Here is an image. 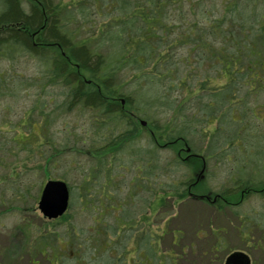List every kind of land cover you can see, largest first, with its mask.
Returning <instances> with one entry per match:
<instances>
[{
	"label": "trees",
	"instance_id": "16d2710c",
	"mask_svg": "<svg viewBox=\"0 0 264 264\" xmlns=\"http://www.w3.org/2000/svg\"><path fill=\"white\" fill-rule=\"evenodd\" d=\"M28 58L38 72L18 76L15 66ZM45 87L57 92L34 101L10 138L34 151L51 149L57 136L58 159L83 146L73 151L87 158L85 171L57 163L81 174L71 204L104 209L126 179L144 188L150 172L152 209L174 210L189 200L185 180L198 159L218 181L208 191L212 209L264 201V0H0V101ZM72 113L85 116L86 128L72 136L75 128L63 124L52 135ZM185 146L195 165L181 157ZM157 236L152 231V242Z\"/></svg>",
	"mask_w": 264,
	"mask_h": 264
},
{
	"label": "rangeland",
	"instance_id": "374dc122",
	"mask_svg": "<svg viewBox=\"0 0 264 264\" xmlns=\"http://www.w3.org/2000/svg\"><path fill=\"white\" fill-rule=\"evenodd\" d=\"M6 65L5 63L3 69ZM15 67L14 69L18 73V76L23 74L26 78H30L38 72L40 65L36 60L28 58L27 60H20L19 64ZM45 88L43 91L29 88L21 92L20 98L16 101L9 99L0 101V130L3 134L1 136L4 137L3 140H0V264H27L28 261L32 260L35 264H48L45 260V254V257H40L38 255L29 256L25 249L31 250L35 240H39L42 236L47 237L50 233L53 234L51 237L55 239V241H53L54 250H56L58 246H65L66 237L64 235H67L66 239L72 241L76 240L79 241V243L85 240L87 241L82 242L81 249H77L79 251L78 257L72 258V255L66 253L67 256L62 258L59 264H107L112 261L114 262L115 256H113V253H115V250H112L110 247H112L115 242L110 244L109 241L102 240V238H99L101 235L97 234V232H95L96 230L92 228V226H94L92 219L95 217V211H97L94 207V202H92V206L95 211L91 210L88 213H82L80 211L81 202L79 203V200L74 201L67 213V221L53 224L56 225L55 227H50L48 225L49 222H44L37 212V201L43 184L48 179H55L57 174H65L67 183L73 189L72 193H78V184L81 179V174L79 175L78 169L76 170L73 167L70 169L64 168L61 164L67 165L75 162L80 166L81 171H85L89 164L83 153L74 154V148L83 147L79 143H74L66 158L58 159V154L55 153L58 137L54 136L53 132L55 134L59 131L61 132L63 130V124L75 128V131L70 130L72 136L80 134V132L86 128L85 116H80L77 113L64 115L59 118L57 124L53 125L51 130L53 135L51 149L46 146L42 149H34V151H31L29 148L22 150L11 142L10 137L17 131L13 126L18 125L17 121L24 118V112L28 111L33 106V102H40L42 99L47 98L48 96H45L46 93L50 95V93L55 94L57 92L54 88L52 92L49 87ZM3 120L7 124L11 123L12 125H5ZM1 122H3V124ZM32 128L35 132H38V127L36 125H33ZM19 131H23V129ZM42 151H44L45 156H48V158L43 160ZM51 151L52 154L50 153ZM180 155L184 158L186 154L183 152ZM57 163L61 164L58 165ZM188 164L195 165L193 159H189ZM184 171L187 175L188 171ZM200 171V166L198 165L191 175L195 178ZM206 174H209V178L206 175L205 178L207 179L200 181L195 190L196 193H209L208 191L212 192L213 188L214 190L217 189L218 181L212 179V166H207ZM217 178L221 180L219 177ZM116 195L120 200H126L130 203L125 187H121V190H118L114 196ZM262 202L264 201H260L253 196L241 205V210L243 213H251L253 210H261V212L264 213V209L259 207ZM108 208L116 209L117 207L115 203H108L104 209ZM133 209H129V206H127V211H132ZM164 209L169 210V212L165 210V213L161 214L160 218H166L170 213L171 208L169 203L164 206ZM210 209L211 208L191 200H185L176 204L174 209L175 214L168 220V225L169 231L177 229L183 234L175 233L173 235V241L176 242L179 239L177 247L172 246L171 235L168 233L163 238L164 242L162 246L158 245L155 246V248L153 246L151 247V250H158L160 254L164 255L163 257H158L155 254L151 261L150 259L148 261L139 259H134L132 261L129 259V261H126V264H174L177 260L175 256L181 258L178 259L176 264H208L211 259L212 264H218L217 258L225 257L226 254L228 255L232 250L246 252L245 250H247V248L243 240L238 238L235 230L237 226L235 225L232 215L229 212L216 215ZM130 214L131 216L140 217L142 212ZM143 214L145 213L143 212ZM119 215L120 213H116L117 217H119ZM113 217H115L114 212H105L103 228H112ZM231 219L234 223L229 225ZM209 220H211V223H209ZM140 222L141 220L138 226L142 228L144 225L140 224ZM208 225L212 226L213 231H217L219 228L224 229H219L216 232V235L224 241L223 245L226 247L225 250H212L213 252H217V254H215L216 260L213 258V253L210 252L211 247L214 246L215 238L212 234L213 232L210 234L207 233ZM145 226L150 230V221L146 222ZM157 226L158 225L153 226L152 231H156ZM26 229H30V232L26 231L25 233ZM201 232L202 234L200 235ZM258 234V231L254 230L253 236L250 235L251 241H254ZM120 243L114 245L120 249L123 255V247L126 246L127 242L122 238V242ZM154 244L156 243L154 242ZM105 247L108 248L104 249ZM140 248L144 249V246L141 245ZM149 250L150 248L147 247V252H149ZM249 254L256 263L262 262V258L258 251L249 250ZM53 259H55V256H53ZM58 261L56 264H58ZM116 262L120 263V261Z\"/></svg>",
	"mask_w": 264,
	"mask_h": 264
},
{
	"label": "flooded vegetation",
	"instance_id": "af4514ba",
	"mask_svg": "<svg viewBox=\"0 0 264 264\" xmlns=\"http://www.w3.org/2000/svg\"><path fill=\"white\" fill-rule=\"evenodd\" d=\"M151 190H152V186H151V178H150V172H149L147 177H146V188H145L146 197H145V200H147V198L151 196ZM138 191L140 192L141 188H138ZM135 193H136V185H135V188L133 190V194L130 197V200L132 199V197H134ZM120 211H122L123 214L126 217H128V218L131 216L130 213L144 212L145 215H143V216L141 215L140 217H134L133 219H131L129 221L130 222L129 229L132 231V236L128 237L127 247L124 248L123 255H122L121 252H119L118 255L115 254L116 256L114 258V260H115L114 263H116L117 260L120 261L121 257L123 259L129 261L131 252L135 254V257L132 258L133 260L134 259H139V260H142V261H148L150 259V261H151L150 256H151V245H152V242L150 241L151 240L150 236H152V235H151L150 230H148L146 228V226H145L146 222L150 221L151 225L153 223V218H152V213H151L152 212L151 205H150V208H145L144 210L136 209V208H134L132 211H130V210L127 211V210H123V209H117L116 210V212H120ZM83 212H87V209H84ZM147 215H150V216H147ZM140 220H141L140 224L144 225L142 228H139V226H138V223H139ZM102 221H103L102 216L98 217L97 226H94V229L98 230V231H95V232H97L101 236L104 235V231L102 230L103 225L99 226L100 224H102ZM116 221L121 223V224L118 225V230H117V228H115V232L119 233L121 228L125 227L126 220H121L119 218L118 219L116 218ZM87 230H89V229H87ZM52 235H53L52 233L49 234L50 237ZM41 238H42L41 246H43V248H45L46 245L51 244V240L50 239L47 240L46 236H42ZM122 238H124V236ZM122 238H121V240H122ZM143 238H145V241L143 243H140L143 240ZM82 242H87V241H82ZM82 242L79 243V241H76V240L72 241L71 240L70 241V246L71 247L72 246L76 247L78 245V248L81 249L82 248L81 247ZM139 243H140V245L144 246V249L138 248V252H137L136 248L138 247L137 245H139ZM64 247L66 248V245ZM147 247L150 248L149 252H147ZM211 249H212V247H211ZM53 253L57 254V251L54 250ZM64 253L65 254L68 253L69 255H72V258H76L79 255V251L77 249H75V248L66 249L65 251H63V254ZM226 261H227V258L224 260V263ZM243 261H246V259H244ZM56 262H57V260H55V262H53V263H52V261H48L49 264H56ZM209 264H212V259L209 262ZM238 264H240V263H238ZM251 264H253V262H251Z\"/></svg>",
	"mask_w": 264,
	"mask_h": 264
},
{
	"label": "water",
	"instance_id": "95a60500",
	"mask_svg": "<svg viewBox=\"0 0 264 264\" xmlns=\"http://www.w3.org/2000/svg\"><path fill=\"white\" fill-rule=\"evenodd\" d=\"M68 189L63 182L49 181L41 192L38 209L48 219H56L63 215L68 203ZM248 264V262L244 263Z\"/></svg>",
	"mask_w": 264,
	"mask_h": 264
}]
</instances>
